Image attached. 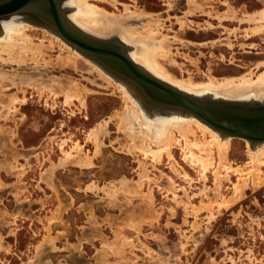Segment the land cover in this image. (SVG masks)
I'll list each match as a JSON object with an SVG mask.
<instances>
[{
  "label": "rangeland",
  "instance_id": "rangeland-1",
  "mask_svg": "<svg viewBox=\"0 0 264 264\" xmlns=\"http://www.w3.org/2000/svg\"><path fill=\"white\" fill-rule=\"evenodd\" d=\"M68 4L59 0L65 17L83 32L69 19L74 9ZM90 4L118 15L127 8L151 14L142 22L158 24L154 30L169 38L172 54L161 62L177 78L203 82L209 75L222 79L253 73L256 78L264 73V64L258 67L264 63V34L247 39L249 25L240 21L264 9V0H119L117 6L91 0ZM231 12L234 19L216 17ZM139 22H133L138 29L143 25ZM38 28L32 31L36 43L43 38L42 27ZM108 41L130 58L132 50L119 39ZM45 44L50 46L48 40ZM60 53L57 46L49 55L55 60ZM88 56L82 58L91 60ZM90 71L83 59L77 70L52 71L57 78L72 77L96 92L86 98V109L78 102L67 107L63 97L53 99L48 93L40 97L30 88L27 104L14 105L8 114L0 104V264H264V183L254 188L249 180L240 200L230 207L218 206L224 198L237 199L234 186L245 176L235 170L249 171L247 140L231 137L228 159L233 170L228 176L223 172L220 187L214 175L219 161L215 147L209 148L215 165L203 175L199 164L185 158L184 143L175 144V171L166 154L155 163L129 152L124 146L130 142L114 120L101 137L102 152L95 155L89 132L121 111L124 102L114 87L93 85L106 83ZM108 76L138 98L151 118L184 111L154 103L119 75ZM196 99L205 104L264 106V99ZM196 138H202L199 130ZM76 143L92 158V165H79L76 159L74 165H59L61 145L71 151ZM144 170L148 178L142 177V194H130L134 187L129 185L137 183ZM123 180L130 184L122 190ZM147 208L151 211L143 213L141 223L137 216ZM118 245L120 253L112 248Z\"/></svg>",
  "mask_w": 264,
  "mask_h": 264
},
{
  "label": "bare ground",
  "instance_id": "bare-ground-1",
  "mask_svg": "<svg viewBox=\"0 0 264 264\" xmlns=\"http://www.w3.org/2000/svg\"><path fill=\"white\" fill-rule=\"evenodd\" d=\"M90 1L67 0L68 5L74 9L69 19L86 35L94 39L113 45L114 43L108 40L119 39L124 46L126 45L132 50L129 59L136 65L139 64L142 70L145 69L147 73L152 74L153 78L163 84L194 98H221L228 99L229 101L247 99L262 101L264 99V73L259 74L256 78L251 76L253 73L222 79L209 75L208 80L203 82H195L193 77L181 79L175 77L161 62L162 59H168L172 54L169 47V38L166 35H161L158 30H154L155 27H159L158 24L154 27L151 21L142 22V18H150L151 14L127 8L125 14L118 15L108 12L97 5L90 4ZM96 1L106 4L110 3L113 6H117L119 2V0ZM216 17L222 21L224 19L227 20V18L229 20L231 18L234 19L232 12L225 15H217ZM36 19L28 12L0 17V104L3 107V112L8 114L16 104L25 105L28 88L37 91L40 97L44 93H48L53 99L63 97L67 107H72L75 102H78V104L80 103L86 109V98L92 94L96 95V92L93 93L92 89L72 77L65 76L60 79L52 75L54 69L72 68L77 70L79 62L83 59L90 66V72L96 71L98 76L105 81L106 85H99L93 81L91 83L93 82V85H97L99 88L114 87L124 102V107L121 111H116L110 120L99 123L89 132L88 140L91 141V144L95 145V155H99L102 152L103 138L101 137L104 136L109 122L114 120L116 121L118 131L123 133L125 138L130 142V144L124 146L129 152H138L146 159L151 158L155 163H160L164 154H166L171 161V168L175 171H178L176 169L177 163L174 161L172 154L175 144L183 146L182 143H184L185 147H182V150L185 158L194 164H199L203 175L208 172L209 168L215 165L214 160L210 157L209 150V148L215 147L219 161L214 167V175L216 186H221L224 178L223 172L228 176L233 170V165L228 159L231 136H223L219 131L214 130V128L212 129L207 123L206 125L204 121L203 123L201 119L199 120L198 117L186 111L175 115L159 117L158 119L151 118L143 109L144 106L141 105V102L140 104L137 102L138 98L136 100L124 86L117 84L115 82L117 78L116 80L113 78L114 81L108 76L109 73H112L109 69H104L100 64L98 65L97 61L90 56L88 57L91 60H87V57L82 58L83 55L84 57L87 56L83 51L68 43L55 28L49 27L46 24L41 25ZM139 21L143 23L140 29L136 25H133V22ZM240 21H244V23L246 22L249 25L245 30L247 39L264 34V9L248 15L247 19H241ZM38 27H42L40 29H42L43 38L39 39V43H36L32 31L36 32L33 29H39ZM159 35H161L160 38H158ZM46 40H48L50 46L45 44ZM57 46L63 53H60L53 60L49 52H52ZM263 64V62L259 63L258 67ZM101 69L108 75L104 74ZM3 89H17L18 91L6 95L3 93ZM15 110L16 112L18 111V109ZM7 117L6 120L9 119ZM197 130L201 132V139L196 138ZM192 138L195 140L193 141ZM195 149L198 151L197 153ZM61 150L63 152V157L59 161V165L61 166L65 164L67 166L68 164L74 165L75 162L82 166L92 165V158L88 157L89 154L83 152V148L79 143H76L71 148V151L63 150V145H61ZM74 151H78V153L75 155L73 154ZM247 154L249 158V171L242 173L239 169L235 170L240 175L245 176L241 178V183H237L234 186L237 199L231 198L226 200L224 198L218 206L230 207L235 201L240 200L249 180H251L254 188H258L261 183H264V178L261 177L264 166V142L252 143L247 140ZM71 161L73 162L69 163ZM140 166L143 167V164L140 163ZM55 167L56 165L53 164L51 170ZM20 173L22 174V172ZM184 176L185 179H189L187 175ZM142 177L148 178L146 170L140 174V180L133 186L129 185L130 182L123 180L119 188L123 190L125 186L129 185L130 189L134 187L133 192H129L130 194L141 195L143 186ZM169 181L170 184L173 183L170 179ZM171 186L173 188V185ZM148 196L152 199L151 191ZM148 208L137 216L141 223L145 222L142 219L143 213L151 211ZM131 225L134 226V222ZM124 240L125 238H123ZM112 248L119 249V253L121 252V245Z\"/></svg>",
  "mask_w": 264,
  "mask_h": 264
},
{
  "label": "water",
  "instance_id": "water-1",
  "mask_svg": "<svg viewBox=\"0 0 264 264\" xmlns=\"http://www.w3.org/2000/svg\"><path fill=\"white\" fill-rule=\"evenodd\" d=\"M28 12L55 28L71 45L94 57L112 73L136 84L154 103L181 109L198 117L223 136L264 142V109L245 105L205 104L153 78L124 55L119 46L78 30L60 9L59 0H0V17Z\"/></svg>",
  "mask_w": 264,
  "mask_h": 264
},
{
  "label": "flooded vegetation",
  "instance_id": "flooded-vegetation-1",
  "mask_svg": "<svg viewBox=\"0 0 264 264\" xmlns=\"http://www.w3.org/2000/svg\"><path fill=\"white\" fill-rule=\"evenodd\" d=\"M250 107H252V108H256V109H258V110H262V109H264V106H250Z\"/></svg>",
  "mask_w": 264,
  "mask_h": 264
}]
</instances>
